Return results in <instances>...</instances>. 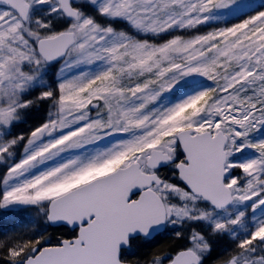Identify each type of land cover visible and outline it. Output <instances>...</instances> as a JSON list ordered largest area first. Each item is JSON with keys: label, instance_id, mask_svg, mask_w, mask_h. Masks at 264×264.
<instances>
[{"label": "snow or ice", "instance_id": "6c2138e0", "mask_svg": "<svg viewBox=\"0 0 264 264\" xmlns=\"http://www.w3.org/2000/svg\"><path fill=\"white\" fill-rule=\"evenodd\" d=\"M0 210V264H264V0H0Z\"/></svg>", "mask_w": 264, "mask_h": 264}, {"label": "rangeland", "instance_id": "374dc122", "mask_svg": "<svg viewBox=\"0 0 264 264\" xmlns=\"http://www.w3.org/2000/svg\"><path fill=\"white\" fill-rule=\"evenodd\" d=\"M26 125H21V130L25 129ZM35 219L32 212H26L22 216L14 215L11 211L0 210V233L9 231L13 227L20 229L27 226Z\"/></svg>", "mask_w": 264, "mask_h": 264}, {"label": "trees", "instance_id": "16d2710c", "mask_svg": "<svg viewBox=\"0 0 264 264\" xmlns=\"http://www.w3.org/2000/svg\"><path fill=\"white\" fill-rule=\"evenodd\" d=\"M49 231L53 234V235H60V234H67V230H64L62 228H51L49 229Z\"/></svg>", "mask_w": 264, "mask_h": 264}, {"label": "flooded vegetation", "instance_id": "af4514ba", "mask_svg": "<svg viewBox=\"0 0 264 264\" xmlns=\"http://www.w3.org/2000/svg\"><path fill=\"white\" fill-rule=\"evenodd\" d=\"M56 228H59V227H56ZM62 229H64V230H67V231H68V229H66V228H62Z\"/></svg>", "mask_w": 264, "mask_h": 264}, {"label": "water", "instance_id": "95a60500", "mask_svg": "<svg viewBox=\"0 0 264 264\" xmlns=\"http://www.w3.org/2000/svg\"><path fill=\"white\" fill-rule=\"evenodd\" d=\"M54 228H56V227H54Z\"/></svg>", "mask_w": 264, "mask_h": 264}]
</instances>
